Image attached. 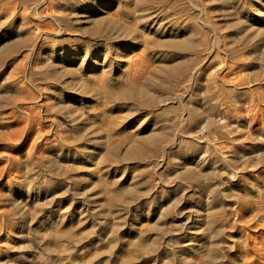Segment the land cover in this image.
<instances>
[{
	"label": "rangeland",
	"instance_id": "1",
	"mask_svg": "<svg viewBox=\"0 0 264 264\" xmlns=\"http://www.w3.org/2000/svg\"><path fill=\"white\" fill-rule=\"evenodd\" d=\"M145 1L0 0V264H251L262 245L264 0ZM180 62L199 77L167 86ZM153 133L165 147L135 148Z\"/></svg>",
	"mask_w": 264,
	"mask_h": 264
},
{
	"label": "bare ground",
	"instance_id": "2",
	"mask_svg": "<svg viewBox=\"0 0 264 264\" xmlns=\"http://www.w3.org/2000/svg\"><path fill=\"white\" fill-rule=\"evenodd\" d=\"M147 1H148V3H149L150 5L147 3V4L149 5V7L146 6L148 9H145L144 12L148 11L149 9H152V10L155 11V10H156L155 8L157 7V5L159 6V2H162V0L159 1V2H157V0H147ZM147 1H145V2H147ZM155 1H156L158 4L155 3ZM163 1H164V0H163ZM165 1H166V0H165ZM195 1H197V3H201V0H195ZM216 1H218V0H216ZM219 1H221V0H219ZM219 1H218V3H219ZM223 1H224V0H223ZM225 1H226V0H225ZM239 1H240V0H239ZM239 1H238V2H239ZM241 1H242V0H241ZM241 1H240V2H241ZM151 2H153V3H151ZM168 2H169V0H168ZM205 2H206V1H205ZM214 2H215V1H214ZM228 2H229V0H228ZM234 2H235V0H234ZM240 2H239V3H240ZM193 3H195V2L193 1ZM202 3H204V1H203ZM202 3H201V4H202ZM220 3H221V2H220ZM222 3H223V2H222ZM236 3H237V1H236ZM195 4H196V3H195ZM195 4H194V6H195ZM204 4L206 5V4H208V3H204ZM210 4H211V3H210ZM237 4H238V3H237ZM202 5H203V4H202ZM202 5H199V6L202 7ZM217 5H218V4H217ZM223 5H224V4H223ZM226 5H227V4H226ZM240 5H241V4H240ZM242 5H243V4H242ZM191 6H192V5H191ZM196 6H197V4H196ZM220 6L222 7V5H220ZM227 6H228V5H227ZM232 6H233V5H232ZM237 6H239V5H237ZM192 7H193V6H192ZM221 7H220V8H221ZM233 7H234V6H233ZM233 7H232V8H233ZM208 8H209V7H208ZM224 8H226V7H224ZM229 8H230V7H229ZM232 8H231V9H232ZM236 8H237V7H236ZM241 8H242V6H241ZM157 9H158V8H157ZM197 9H198V8H197ZM203 9H204V8H203ZM203 9H202V10H203ZM213 9H216V8H213ZM233 9H234V8H233ZM245 9H246V8H245ZM158 10H160V9H158ZM158 10H157V11H158ZM199 10H200V9H199ZM208 10H210V9H207V11H208ZM216 10L219 11L218 9H216ZM216 10H215V11H216ZM225 10H226V9H225ZM227 10H229V9H227ZM236 10H237V9H236ZM238 10H240V8H239ZM241 10H242V9H241ZM150 11H151V10H150ZM154 11H153V12H154ZM160 11H161V13H162V10H160ZM197 11H198V10H197ZM203 11H205V10H203ZM213 11H214V10H213ZM213 11H212V12H213ZM230 11H233V10H229V11H226V12H229V15H230ZM246 11H247V10H246ZM201 12H202V11H201ZM221 12L225 13L224 11H221ZM13 13H14V12H13ZM73 13H74V12H73ZM76 13H77V12H76ZM76 13H75V15L78 14V13H77V14H76ZM147 13H148V12H147ZM159 13H160V12H159ZM207 13H208V12H207ZM210 13H211V12H210ZM210 13H209V14H210ZM214 13H215V12H214ZM233 13H234V12H233ZM135 14H136V13H135ZM152 14H153V13H152ZM152 14H151V15H152ZM163 14H164V13H163ZM225 14H226V13H225ZM81 15H82V14H81ZM122 15H123V14H122ZM151 15H148V16H150V19H151V18H158V14H155V12H154V15H152V16H151ZM210 15H211V14H210ZM210 15H209V16H210ZM223 15H224V14H223ZM229 15H228V16H229ZM232 15H234V14H232ZM64 16H65V15H64ZM78 16H79V15H78ZM83 16H84V15H83ZM145 16L148 17L147 14H146ZM206 16H207V15H206ZM209 16H208V20H209ZM213 16H214V15H213ZM219 16H220V15H219ZM219 16H218V17H219ZM224 16H225V15H224ZM238 16H239V15H238ZM113 17H114V16H113ZM122 17H123V16H122ZM166 17H167V16H166ZM216 17H217V16H216ZM221 17H223V16H221ZM230 17H231V15H230ZM239 17H240V16H239ZM242 17H243V16H242ZM161 18H162V17H161ZM167 18H168V17H167ZM205 18H206V17H205ZM211 18H213V17H210V20H213L212 22H214V19H211ZM77 19H78V17H77ZM122 19H123V18H122ZM193 19H194V18H193ZM193 19H192V20H193ZM232 19H233V18H232ZM238 19H239V18H238ZM238 19H237V21H238ZM80 20H81V19H80ZM194 20H195V19H194ZM194 20H193V21H194ZM210 20H209V21L203 20V21L210 22ZM226 20H227V18H226ZM241 20H243V22H244V18H243V19L241 18V19L239 20V22H240ZM245 20H246V19H245ZM81 21H82V20H81ZM158 21H159V20H158ZM190 21H191V20H190ZM203 21H202V22H203ZM227 21H228V20H227ZM229 21H230V20H229ZM229 21H228V23H227V22H226V23L229 24ZM235 21H236V20H235ZM235 21H234V22H235ZM113 22H114V21H113ZM125 22H126V21H125ZM154 22H155V21H154ZM197 22H198V21H197ZM200 22H201V21H200ZM230 22H231V21H230ZM246 22L248 23V21H246ZM250 22H251V21H250ZM193 23H195V22H193ZM193 23H192V24H193ZM220 23H221V22H220ZM220 23H219V24H220ZM223 23H224V25H225V22H224V21H223ZM235 23H236V22H235ZM241 23H242V22H241ZM247 23H245V24H247ZM251 23H252V22H251ZM190 24H191V23H190ZM199 24H200V23H199ZM199 24H198V25H199ZM203 24L205 25L206 23H203ZM219 24H216L215 26H217V25H219ZM227 24L224 26L225 28H228ZM231 24H232V23H231ZM233 24H234V23H233ZM243 24H244V23H243ZM245 24H244V27H245V26L248 27V26L245 25ZM248 24H249V23H248ZM24 25H25V24H24ZM39 25H40V24H39ZM115 25H116V23H115ZM130 25H131V24H130ZM187 25H189V24H187ZM207 25H208V24H207ZM210 25H212V24H210ZM210 25H208V27L211 28ZM239 25H241V24L239 23ZM252 25H253V24H252ZM220 26H222V25H220ZM220 26H218V27H220ZM232 26H235V27L237 28V25H236V24H234V25H232ZM241 26H243V25H241ZM241 26H240V27H241ZM112 27H113V26H112ZM114 27H115V26H114ZM195 27H196V26H194V28H195ZM229 27H231V25H230ZM246 27H245V28H246ZM81 28H82V27H81ZM196 28L199 29V27H196ZM212 28H213V27H212ZM212 28H211V29H212ZM214 28H216L215 31L218 30L217 27H214ZM214 28H213V29H214ZM221 28L224 29L223 27H221ZM221 28H219V29H221ZM233 28H234V27H233ZM238 28H239V27H238ZM190 29H191V28H190ZM206 29H208V28H206ZM229 29H230V28H229ZM77 30H79V29H77ZM200 30H201V29H200ZM200 30H198V31H200ZM203 30H204V28H203ZM227 30H228V29H227ZM243 30H244V29H243ZM187 31H188V30H187ZM192 31H193V29L191 30V32H192ZM195 31H196V30H195ZM198 31H196V32H198ZM206 31H207V30H206ZM209 31H210V30H209ZM209 31H208V33L211 34V31H210V32H209ZM215 31H214V33H215ZM232 31H233V30H232ZM232 31H231V32H232ZM234 31H236V29H235ZM241 31H242V30H241ZM201 32H202V31H201ZM218 32H221V31L219 30ZM222 32H223V31H222ZM243 32H245V30H244ZM186 33H187V32H186ZM192 33H193V32H192ZM208 33H205V34L207 35ZM235 33L237 34V32H235ZM239 33H240V32H239ZM239 33H238V34H239ZM247 33H248V32H247ZM86 34H87V33H86ZM193 34H194V33H193ZM199 34H201V33L199 32ZM205 34H204V35H205ZM210 34H208L207 36H209ZM223 34H224V33H223ZM226 34L228 35V37L231 36V35L229 36L228 33H226ZM243 34H244V33H243ZM248 34H249V33H248ZM113 35H114V34H113ZM145 35H146V34H145ZM195 35H196V33L194 34V37L196 38ZM197 35H198V33H197ZM202 35H203V33H202ZM216 35H217V34H216ZM216 35H215V36H216ZM227 35H226V36H227ZM233 35H234V37H235V34H233ZM233 35H232V36H233ZM241 35H242V34H241ZM241 35H239V36H241ZM88 36H89V35H88ZM188 36H190V35H189V31H188ZM191 36H192V34H191ZM198 36H199V35H198ZM215 36H214V37H215ZM217 36H219V35H217ZM217 36H216L215 38H216V39H219L220 37L217 38ZM223 36H225V35H223ZM236 36H237V35H236ZM244 36H245V34H244ZM247 36H248V35H247ZM29 37H30V36H29ZM108 37H109V35H108ZM214 37H212V38H214ZM242 37H243V35H242ZM250 37H251V36H250ZM250 37H249V38H250ZM35 38H36V37H35ZM145 38H146V37H145ZM189 38H191L190 40H188L189 42H186L187 40H185V42H180V41L174 40L171 44H172V46H173L175 49H177V50H180V51H186V50H187V51H188V50L194 49V47H195L194 44H198L197 42H201L200 40L202 39V37H201V38H199V41H198V39L196 38V39H197V42H196V40L194 39L196 43H191V41L193 40V38H192V37H189ZM209 38H210V37H209ZM252 38H253V37H252ZM170 39H171V38H170ZM203 39L205 40L204 37H203ZM206 39H207V38H206ZM221 39H222V38H221ZM223 39H224V38H223ZM241 39H242V38H241ZM244 39H245V38H244ZM194 40H193V41H194ZM212 40H213V39H212ZM224 40H225V39H224ZM227 40H228V39H227ZM238 40H239V39H238ZM250 40H251V38H250ZM183 41H184V40H183ZM213 41L216 42L215 39H214ZM239 41H240V40H239ZM243 41H244V40H243ZM246 41H247V40H246ZM246 41H244V42H246ZM253 41H254V40H253ZM145 42H146V41H145ZM206 42H207V40H206ZM247 42H248V41H247ZM263 42H264V41H263ZM189 43H190V44H189ZM209 43H210V42H209ZM257 43H258V45L261 44V43L259 44V42H257ZM15 44H16V43H15ZM149 44H150V43H148V45H149ZM204 44H206V43H204ZM215 44H216V43H215ZM218 44H219V42H218ZM250 44H251V43H250ZM262 44H263V43H262ZM40 45H41V44H40ZM152 45H153V44H152ZM167 45H168V44H167ZM191 45H193V46H191ZM199 45H201V44L199 43ZM207 45H209V44H207ZM211 45H212V43H211ZM213 45H214V44H213ZM226 45H227V44H226ZM196 46H197V45H196ZM216 46H217V44H216ZM216 46H215V47H216ZM218 46H219V45H218ZM218 46H217V47H218ZM254 46H255V44H254ZM149 47H150V46H149ZM197 47H198V46H197ZM200 47H201V46H200ZM200 47H199V48H200ZM205 47H206V46H205ZM208 47H209V46H208ZM151 48H152V47H151ZM154 48H155V47H154ZM159 48H160V47H159ZM206 48H207V47H206ZM211 48H212V47H211ZM218 48H219V47H218ZM229 48H230V47H229ZM231 48H232V47H231ZM18 49H19V48H18ZM118 49H119V48H118ZM171 49H172V48H171ZM220 49H222V48H220ZM225 49H226V48H225ZM252 49H253V46H252ZM259 49H260V47H259ZM262 49H263V48H262ZM262 49H261V50H262ZM173 50H174V49H173ZM195 50H198V51H199L200 49H195ZM201 50H203L202 47H201ZM201 50H200V51H201ZM205 50H206V49H205ZM211 51H213V50H211ZM229 51H230V50H229ZM232 51H233V50H232ZM234 51H235V50H234ZM234 51H233V52H234ZM236 51H237V50H236ZM256 51H257V48H256L255 52H256ZM262 51H263V54H264V49H263ZM192 52H193V51H192ZM195 53H196V52H195ZM199 53H200V52H199ZM199 53H198V54H199ZM201 53H202V52H201ZM235 53H236V52H235ZM186 54H187V53H186ZM193 54H194V53H193ZM198 54H197V55H198ZM202 54H203V53H202ZM261 54H262V53H261ZM174 55H175V54H174ZM204 55H205V54H204ZM206 55H207V54H206ZM87 56H88V55H87ZM135 56H136V55H135ZM139 56H140L141 59H144V58H145V57L142 58L143 56L141 57V55H139ZM139 56H137L138 59H136V57H135V59H136L137 61L140 60V59H139ZM188 56H190V58H191V57H192V58L194 57L193 55L191 56V55H189V54H188ZM253 56H254V55H253ZM255 56H256V55H255ZM170 57H171V56H170ZM186 57H187V55L185 56V58H186ZM203 57H205V56H203ZM124 58H125V57H124ZM132 58H133V57H132ZM175 58H176V57H175ZM183 58H184V57H183ZM192 58H191V59H192ZM120 59H121V58H120ZM135 59H134V60H135ZM171 59H172V58H171ZM193 59H194V58H193ZM193 59H192L191 62L195 61V60H193ZM203 59H204V58H203ZM49 60H50V59H49ZM130 60H132V59H130ZM134 60H133V61H134ZM136 60H135V61H136ZM145 60H146V59H144V62H146ZM233 60H234V59H233ZM133 61H132V63H133ZM137 61H136V63H137ZM183 61H184V60H183ZM50 62H51V61H50ZM129 62H130V61H129ZM144 62H143V61H139V62L137 63L138 68H139V72H138V71H135V70H136L135 67H137V65H135V66L133 65L134 67L132 66V67H133V70L135 69V70H134V71H135L134 73L138 72V74H140V70H141V71H144V69H145V67H146ZM189 62H190V61H189ZM197 62H198V61H197ZM238 62H239V61H238ZM136 63H135V64H136ZM193 63H194V62H193ZM195 63H196V61H195ZM201 63L203 64V61H202ZM48 64H49V63H48ZM52 64H53V63H52ZM55 64H56V63H55ZM198 64H199V62H198ZM202 64H200L199 66L201 67ZM223 64H224V63H223ZM58 65H60V64H58ZM146 65H147V64H146ZM194 65H196V64H194ZM194 65H193V64H192V65H189V64H186V65H185V63H184V64H181V62H180V63H176V64L174 63V64H172V65H168V66L165 65L166 67H165V66H164V67L162 66L163 68L159 71V73H158V77L160 78V80H167V79H168V81H166V82H168V85H167V83H166L167 86L170 85V83H169V78H171V77H178V76H179L178 79H181V78H182L183 82L185 81V82L187 83V85H188V81L190 82L191 79L193 78V76L195 75L194 73H196V71H198V70H197V69H198V65H197V66H194ZM42 66H43V65H42ZM218 66H219V65H218ZM200 67H199V69H200ZM50 68H51V67H50ZM201 69H202V68H201ZM148 70H149V69H148ZM70 71H71V70H70ZM54 72H55V71H54ZM130 72H131V71H130ZM157 72H158V71H157ZM198 72H199V71H198ZM198 72H197V73H198ZM202 72H203V69H202ZM75 73H76V72H75ZM134 73H133V75L135 76ZM62 74H63V73H62ZM138 74L136 73V75H138ZM142 74H143V73H142ZM145 75H146V74H145ZM197 75H198V74H197ZM84 76H85V75H84ZM139 76H140V77H138V76H137V77L141 79V78H142L141 75H139ZM142 76H144V75H142ZM195 76H196V75H195ZM195 76H194V78H195ZM65 77H66V76H65ZM135 77H136V76H135ZM196 77L198 78L199 75L196 76ZM194 78H193V80H194ZM171 79H172V78H171ZM175 79H176V78H174V80H175ZM195 79H196V78H195ZM134 80H135V79H134ZM138 80H139V79H138ZM174 80L172 79V81H174ZM69 81H70V80H69ZM136 81H137V80H136ZM177 81H178V80H177ZM63 82H65V81H63ZM66 82H67V81H66ZM152 82H153V81H152ZM174 82H175V81H174ZM199 82H200V81H199ZM199 82H198V83H199ZM70 83H71V82H70ZM138 83H139V82H138ZM153 83H154V82H153ZM171 83H172V82H171ZM176 83H177V82H176ZM193 83H194V82H193ZM154 84H155V83H154ZM84 85H85V83H84ZM151 85H152V83H151ZM151 85H150V88H151ZM172 85H174V83H172ZM180 85H181V83H180ZM189 85H190V83H189ZM207 85H208V83H207ZM72 86H73V85H72ZM170 86H171V85H170ZM177 86H178V85H177ZM193 86H194V85H193ZM217 86H218V85H217ZM136 87H137V86H136ZM161 87H162V86H161ZM203 87H204V86H203V83H202V84H201V83L197 84V89H199V91H202V90H203ZM86 88H87V87H86ZM134 88H135V87H134ZM171 88H172V87H171ZM186 88H188V86H187ZM186 88H185V89H186ZM190 88H191V87H190ZM71 89H74V88H71ZM88 89H89V88H88ZM154 89H155V88H154ZM162 89H163V88H162ZM174 89H175V88H174ZM176 89H177V88H176ZM176 89H175V90H176ZM163 90H165V88H164ZM171 90H173V89H171ZM179 90H180V89H179ZM181 90H182V87H181ZM189 90H190V89H189ZM79 91H80V90H79ZM90 91H91V89H90ZM92 91H93V90H92ZM169 91H170V90H169ZM195 91H196V90H195ZM199 91H196V92H198V93H197L198 95H199ZM125 92H126V91H125ZM134 92H135V91H134ZM134 92H133V94H134ZM172 92H173V91H172ZM181 92H182V91H181ZM218 92H219V91H218ZM179 93H180V92H179ZM193 93H194V92H193ZM193 93H192V94H193ZM201 93H203V92H201ZM215 93H216V91H215ZM123 94H124V93H123ZM137 94H138V93H137ZM144 94H145V93H144ZM148 94L150 95L149 92H148ZM163 94L165 95V93H163ZM194 94H195V93H194ZM220 94H221V93H220ZM89 95H90V94H89ZM151 95H153V94H151ZM142 96H143V94H142ZM158 96H159V95H158ZM160 96H161V95H160ZM160 96H159V97H160ZM177 96H178V95H177ZM177 96H176V97H177ZM194 96H195V95H194ZM196 96H197V95H196ZM196 96H195V97H196ZM202 96H203V94H202ZM128 97H130V95H129ZM132 97H133V96L131 95L130 98H132ZM143 97H144V96H143ZM150 97H151V96H149V97L147 96V97H145V98H146L147 100H149L148 98H150ZM159 97H158V98H159ZM162 97L164 98V96H162ZM171 97H172V96H171ZM190 97H191V95H190ZM197 97H198V96H197ZM153 98H154V97H153ZM165 98H166V96H165ZM169 98H170V97H169ZM198 98H199V97H198ZM202 98H203V97H202ZM123 99H124V98H123ZM151 99H152V97H151ZM154 99H155V98H154ZM192 99H193V98H192ZM194 99H195V98H194ZM194 99H193V100H194ZM199 99H201V98H199ZM161 100H162V99H161ZM161 100H160V101H161ZM166 100H169V99L166 98ZM176 100H177V99H176ZM204 100H205V99H204ZM142 101H143V100H142ZM153 101H154V100H153ZM160 101H157V102H160ZM188 101H189V99H188ZM190 101H192V100H190ZM194 101H196V100H194ZM121 102H122V101H121ZM146 102L148 103V101H146ZM149 102H150V104H151V101H149ZM155 102H156V100H155ZM167 102H168V101H167ZM201 102H202V100H201ZM214 102H215V101H214ZM142 103H143V102H142ZM147 103H146V104H147ZM152 103H153V102H152ZM162 103H163V101H162ZM162 103H161V104H162ZM189 103H190V102H189ZM197 103H198V102H197ZM197 103H196V104H197ZM199 103H200V102H199ZM199 103H198V104H199ZM158 104H159V103H158ZM164 104H165V99H164ZM192 104H193V102H192ZM202 104H203V103H202ZM153 105H156V103H154ZM162 105H163V104H162ZM193 105H195V104H193ZM202 106H203V105H202ZM193 107H195V106H193ZM216 107H217V106H216ZM195 108H196V109H194V108H192V109L197 110V105H196ZM198 110H200V109H198ZM198 110H197V111H198ZM201 110H202V109H201ZM201 110L199 111V113L201 112V115H202V114H203V113H202L203 110H202V111H201ZM195 112H196V111H195ZM191 113H193V112H191ZM199 113H198V114H199ZM75 114H76V113H75ZM158 114H159V113H158ZM158 114H157V115H158ZM196 114H197V113H196ZM198 114H197V115H198ZM188 115H189V114H188ZM206 115H207V114H206ZM70 116H71V115H70ZM154 116H155V115H154ZM198 116H199V115H198ZM198 116H197V117H198ZM72 117H74V116H72ZM75 117H76V116H75ZM182 117H183V116H182ZM189 117H190V115H189ZM193 117H194V116H193ZM193 117H191V119H192ZM200 117H202V116H199L198 118H200ZM198 118H197V120H198ZM70 119H71V118H70ZM181 119H186V117L181 118ZM187 119H188V118H187ZM200 119H201V118H200ZM206 119H207V118H206ZM76 120H77V119H76ZM208 120H209V119H208ZM73 121H74V120H72L71 122H73ZM78 121H79V120H78ZM183 121H184V120H183ZM191 121H193V124H194L195 120H191ZM198 121H199V120H198ZM74 122H75V121H74ZM200 122H201V121H200ZM200 122H199V124H200ZM188 123H189V122H188ZM197 124H198V123H197ZM199 126H200V125H199ZM199 126H198V127H199ZM198 127H196V129H197ZM187 128H188V127H187ZM156 129H157V128H156ZM201 129H202V128H201ZM194 130H195V129H194ZM197 130H198V129H197ZM154 131H155V129L153 130V132H154ZM156 133H157V132H156ZM161 133L164 134L165 132H161ZM166 133H167V132H166ZM168 134H169V133H168ZM80 135H81V134H80ZM159 135H160V134L158 133V137H157V136L153 133V136H152V135L149 136V138L151 137L149 140H147L148 138H147L146 140H144L145 137L143 138V140H140V139H139V141H138V142L136 143V145H135V146H136L135 148H137V150H138L139 148H144V150H145V148H148V149H149V147H150L151 150H155V149L157 150V147H159L158 144H159V141H160V137L162 136V135H160V136H159ZM87 136H88V135H87ZM165 137H166L165 140H167V136H165ZM162 138H164V137L162 136L161 139H162ZM85 139H86V138H85ZM162 140H163V139H162ZM164 142H165V141H164ZM160 143L162 144L163 142L160 141ZM159 145H160V144H159ZM162 145H163V144H162ZM167 145H168V144H167ZM153 146H155L156 148L154 147L155 149H153V148H152ZM163 146H164V145H163ZM163 146H161V147H163ZM165 146H166V145H165ZM165 146H164V147H165ZM170 146H171V145H170ZM168 147H169V146H167L166 148H168ZM166 148H165V150H166ZM160 149H161V148H160ZM137 150H136V151H137ZM144 150H143V151H144ZM151 150H150V151H151ZM145 152H146V151H145ZM147 152H148V151H147ZM147 152H146V153H147ZM136 153H137V152H136ZM150 153H151V152H150ZM133 154H134V153H133ZM204 155H205V154H204ZM251 155H252V154H251ZM199 158H200V159H199V162H202V161H203V154L200 155ZM262 159H263V158H262ZM263 161H264V160H263ZM258 162H259V161H258ZM181 167H182V166H181ZM191 171L193 172V170H191ZM187 172H188V170H187ZM192 172H190V173H192ZM188 174H189V173H188ZM192 174H193V173H192ZM192 174H191V175H192ZM189 175H190V174H189ZM189 175H188V176H189ZM194 175H195L196 179H195V178H193V179H195V180L197 181V180H198L197 177H200V176H199V175L196 176L197 174H194ZM192 177H193V176H192ZM192 177H191V178H192ZM185 178H186V177H185ZM199 179H201V177H200ZM190 180H191V179H190ZM195 180H192V181L195 182ZM198 181H200V180H198ZM201 181H202V180H201ZM190 182H191V181H190ZM198 183H199V182H198ZM200 183H201V182H200ZM192 184H193V183H192ZM195 184H196V183H195ZM196 185H197V184H196ZM189 186H190V185H189ZM192 186H193V185H192ZM194 186H195V185H194ZM207 186H208V185H207ZM194 188H195V187H194ZM136 192H139V191L136 190L135 193H134V195L137 194ZM130 193H131V192H130ZM127 194H128V193H127ZM132 195H133V194H131V197H132ZM134 195H133V196H134ZM129 196H130V195H129ZM124 197H125V196H124ZM135 197H137V195H135ZM121 198H123V197H121ZM137 198H138V197H137ZM132 199L135 200L136 198L134 199V197H132ZM115 200H116V199H115ZM117 200H118V199H117ZM238 200H240V199H238ZM238 200H237V201H238ZM127 201H128V200H127ZM127 201H126V202H127ZM135 201H136V200H135ZM245 202H246V201H245ZM247 202H248V201H247ZM117 203H118V202H117ZM122 203H123V202H122ZM125 204H126V203H125ZM239 204H242V203H239ZM124 206H125V205H124ZM124 206H122V207H124ZM127 206H128V205H127ZM247 206H248V205H247ZM126 209H127V208H126ZM219 210H220V209H219ZM259 210H260V209H259ZM238 211H239V209H238ZM240 211H241V210H240ZM242 211H243V210H242ZM257 211H258V210H257ZM200 213H202V212H200ZM200 213L198 212L197 215H200ZM261 213H262V212H261ZM240 214H241V213H240ZM250 214H251V213H250ZM256 214H258V213H256ZM195 215H196V214H195ZM258 215H259V214H258ZM210 216H211V215H210ZM215 216H216V215H214L213 217H215ZM218 216H220V215H218ZM218 216H217V217H218ZM195 217H196V216H195ZM213 217H212V219H213ZM206 219H207V218H206ZM214 219H215V218H214ZM246 219H247V218H246ZM248 219H249V218H248ZM187 220H188V222H189L188 225H190V227L194 228V226H195L196 223H197V219H195V218L192 217V216H189V218H187ZM208 220H209V219H208ZM208 220H207V221H208ZM240 220H241V219H240ZM225 221H226V219H225ZM188 222H187V223H188ZM216 222H217V221H216ZM218 222H219V221H218ZM239 222H240V221H239ZM243 222H244V221H243ZM243 222H242V223H243ZM245 222H246V221H245ZM248 222H249V220H248ZM213 223H214V222H213ZM231 223H232V222H231ZM242 223H241V224H242ZM249 223H251V222H249ZM249 223H248V224H249ZM257 223H258V222H257ZM217 224H218V223H217ZM226 224H227V223H226ZM229 224H230V223H229ZM244 224H245V223H244ZM263 224H264V223H263ZM223 225H224V224H223ZM232 225H233V224H232ZM225 226H226V225H225ZM259 226H263V228H264V225H259V224H252V225H250V224H249V225H248V229L253 230L254 233L258 234L257 232L260 231V230H259ZM209 227H210V226H209ZM213 227H214V226H213ZM213 227H211V228H213ZM220 229H221V228H220ZM213 230H214V229H213ZM217 230H218V228H217ZM221 230H222V229H221ZM246 230H247V229H246ZM195 231L197 232V230H195ZM195 231H193L194 234H195ZM215 231H216V230H215ZM188 232H189V231H188ZM191 232H192V231H191ZM191 232H190V233H191ZM218 232H219V231H218ZM221 232H222V231H221ZM261 233H262V232H261ZM263 233H264V232H263ZM248 234H249V233H248ZM215 236H216V235H215ZM218 236H220V235L218 234ZM218 236H217V237H218ZM221 236H222V235H221ZM257 236H258V235H257ZM260 236H261V235H260ZM262 236H263V234H262ZM186 237H187V235H186ZM222 237H223V236H222ZM182 238H184V237H182ZM218 238H219V237H218ZM257 238H259V236H258V237H255L254 240L257 239ZM252 239H253V236H252ZM259 239H261V238H259ZM262 239H263V240L260 241V243H261L262 245H260V246H259V244H258V246L256 245V241H255V242H252V244H250V243L248 244V245H250V249H251V253H248V254H251V256L248 255V257H251V264H264V238H262ZM239 240H240V239H239ZM244 240H245V239H244ZM251 241H252V240H251ZM257 241H258V240H257ZM236 242H237V241H236ZM258 242H259V241H258ZM258 242H257V243H258ZM216 243H217V242H216ZM221 244H223V243H221ZM226 244H227V243H226ZM241 244H242V243H241ZM217 245H218V244H217ZM229 245H230V244H229ZM232 245H233V244H232ZM245 245H246V244H245ZM221 247H222V246H221ZM226 247H227V246H226ZM229 247H230V246H229ZM247 247H248V246H247ZM248 248H249V247H248ZM248 248H246V249H248ZM224 249H225V248H224ZM240 249H241V248H240ZM242 249H244V248H242ZM250 249H249V250H250ZM217 250H218V249H217ZM221 250L223 251V248H222ZM222 251H221V252H222ZM213 254H214V253H213ZM219 254H220V253H219ZM211 255H212V254H211ZM211 255H210V256H211ZM218 256H219V255H218ZM246 256H247V255H246ZM214 257H216V256H213L212 259H211V257H208V258L211 259V261L213 262V260L216 259V258H214ZM248 257L246 258V260L249 259ZM213 258H214V259H213ZM249 260H250V259H249ZM249 260H248V261H249ZM207 261H209V260L207 259ZM214 261H215V260H214ZM249 262H250V261H249ZM207 263H208V262H207ZM246 263H247V262H246Z\"/></svg>",
	"mask_w": 264,
	"mask_h": 264
}]
</instances>
